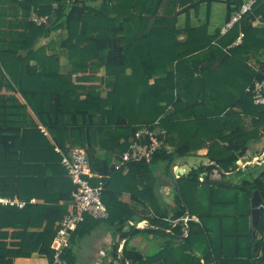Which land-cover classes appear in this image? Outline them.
Segmentation results:
<instances>
[{"label": "trees", "instance_id": "16d2710c", "mask_svg": "<svg viewBox=\"0 0 264 264\" xmlns=\"http://www.w3.org/2000/svg\"><path fill=\"white\" fill-rule=\"evenodd\" d=\"M214 1L0 0V196L25 202L0 204V264L35 254L54 264L51 243L75 189L56 147L72 145L87 149L99 175L91 182L103 184L106 221L126 239L121 252L114 241L105 264H264V170L228 177L264 138V105L250 90L264 78V0L226 33L208 29ZM221 1L226 22L246 3ZM204 3L207 20L179 28V16ZM33 10L53 15L50 24L37 25ZM60 29L67 31L59 45L68 72L60 71L53 40L37 46ZM142 127H159L164 146L150 161L116 168L113 157L120 160ZM202 149L211 163L179 177L173 207L163 206L161 174L173 179L172 160ZM256 190L262 204L254 228ZM144 219L149 226L136 227ZM101 221L86 214L71 242ZM156 224L168 238L155 253L129 244ZM62 257L76 264L69 246Z\"/></svg>", "mask_w": 264, "mask_h": 264}, {"label": "built area", "instance_id": "2783aa9c", "mask_svg": "<svg viewBox=\"0 0 264 264\" xmlns=\"http://www.w3.org/2000/svg\"><path fill=\"white\" fill-rule=\"evenodd\" d=\"M71 4L76 1L83 0H65ZM255 0L247 1L240 11L233 14L231 19L222 26V33H226L242 16L251 9ZM30 18L37 25L50 24L53 15L40 14L36 10L31 12ZM244 36L241 32L237 42H240ZM253 99L256 104L264 105V78L256 80L250 88ZM156 131L148 127L140 128L132 139L130 147L123 153L119 161H115L116 168L127 165L130 162L146 160L150 161L153 154L164 146L163 141L156 136ZM61 154V163L67 169L70 178L75 184L72 192L71 210L65 214L60 222L59 228L54 236L51 248L54 250V264H67L62 255L71 242L72 233L77 229L78 225L85 220L86 214H90L96 219H107L109 210L103 201V184L94 185L91 179L99 176L91 168V162L87 149L83 146H70L66 150L56 147ZM262 151V150H261ZM251 153V152H250ZM237 161L239 167L244 168L250 164H261L264 158V149L261 153L250 154ZM251 155V157H249ZM239 169V168H238ZM203 179V177H201ZM0 204L23 206L24 201L18 198H10L0 196ZM189 217H185L188 220Z\"/></svg>", "mask_w": 264, "mask_h": 264}, {"label": "crops", "instance_id": "0c3cea01", "mask_svg": "<svg viewBox=\"0 0 264 264\" xmlns=\"http://www.w3.org/2000/svg\"><path fill=\"white\" fill-rule=\"evenodd\" d=\"M217 1H219V0H217ZM215 2L216 1H214L211 5L210 21H209L208 29H209V26L211 25L212 20H213L212 7H213V4ZM204 4H206V3H204ZM204 4H202V5H204ZM198 11L199 10H194L196 16H198ZM182 15H180L179 18ZM184 15L186 17L184 25L186 24L187 21H190L191 24H193L191 19H190L192 16H190L188 14H184ZM201 15H202V13H201ZM207 17H208V8H207L206 13H205V17H204L205 20L204 21L207 20ZM199 18H201V17L199 16ZM225 22H226V15L223 17V21L221 23H219L218 25L213 27V29H211V30L209 29V31L213 32L216 28L222 27ZM200 23H202V22H199L197 24H200ZM259 23H260L259 21L256 22V24H259ZM193 25H196V24H193ZM251 63L255 64L256 60L255 59L251 60ZM258 143H260V144L264 143V138L261 139L260 141H256L251 146V149L249 151L250 152L253 151L254 153H255V151L256 152L261 151V149L258 148L259 147ZM202 150L207 151L206 149H202ZM202 150L198 151V153L202 154ZM98 155L104 156L105 150H102L100 147H98ZM115 161H116V159L113 157L112 163H115ZM240 169L241 168L239 167L238 170H240ZM126 170H127V168H126ZM258 174H259V172L255 171V174L253 176H256ZM160 177H161L160 181H162L161 187H160V192L163 196V206H166L169 208L173 207V205H174V203H173V198H174L173 183H174V181H172L173 179H171L169 177V175H166L165 173L161 174ZM124 199L128 200L129 195L126 194L124 196ZM34 201H38V200L34 199ZM68 207H69V209L71 208V201L68 202ZM142 208L143 207L140 206L139 210ZM184 219H185V217H184ZM193 219H195L196 221H199V218L197 216H193ZM100 220H102V221L91 232L85 234L83 237H78V238L74 239V241L70 243L69 247L71 249V252L73 253V255L76 258V264H105L108 252L111 250L112 245L114 244V241H117V240H120L119 252L122 251V248L124 246L126 239L125 238L121 239L119 234H117L115 236L113 228L109 226V223L106 221V219H100ZM251 225H253V227L255 228L253 216L251 217ZM148 226H149V222L147 219L141 220V221L136 223V227H138L140 229L147 228ZM153 228L157 230L160 228V225L156 224L155 226H153ZM127 229H128V226L125 227V230H127ZM164 231L167 234H170L171 229L165 228ZM254 231H256V230H253V232ZM253 237H254V235H253ZM167 238L168 237H166V235H164L159 230H157L155 232H150V233L145 232V231H141V232L137 233L135 236L129 238V244L144 254H151V253H155L157 250H159L163 246V244ZM81 256H84V259H86L84 262H82L80 260ZM15 264H49V261L47 258L40 257L38 254H35L31 258H18V259H16ZM158 264H163V263H158Z\"/></svg>", "mask_w": 264, "mask_h": 264}, {"label": "rangeland", "instance_id": "374dc122", "mask_svg": "<svg viewBox=\"0 0 264 264\" xmlns=\"http://www.w3.org/2000/svg\"><path fill=\"white\" fill-rule=\"evenodd\" d=\"M213 4L212 7V15H213V20L211 25L209 26V29H213V27H215L216 25H218L219 23H221L223 21V17L226 15V7L227 4L222 1H217ZM249 0H246V2ZM207 10V5L204 4L200 7L199 11H198V16H196L194 10H192L189 15L192 16L190 19L192 21L193 24H197L199 22H204L205 20V13ZM202 13V15H201ZM199 16L201 18H199ZM185 15L183 14L180 18H178L177 22H178V26L179 28H182L184 23H185ZM214 24V25H213ZM67 34V31L64 29H60L57 31H54L50 36H43L38 40L37 46H42V45H48L50 44V42H52L51 40H53L55 42V45H52V47H54L51 51H55L57 53L56 58L59 62V67H60V71L62 72H68L72 70V66H71V62L69 60L68 54L65 51V49H62V47H60V42L62 40L63 37H65ZM53 53V52H50ZM99 76H104V70L101 69V71L99 72ZM104 93L108 90V87L106 85H103L100 88ZM161 129L159 127H157V129L155 130L156 132L160 131ZM259 144V149H261L263 151L264 149V143ZM73 146V145H72ZM74 146H80V145H74ZM202 154H206V151L202 150ZM252 154V153H250ZM264 154V153H263ZM251 157V155L249 156ZM262 164H250L247 165L245 168L243 166H241V169L243 170H236L234 173H230L229 174V178L232 181H240L241 178L244 177H253V175L256 172H261L262 170H264V158L262 160ZM158 173V172H157ZM109 226L113 228V230L115 229L113 226H111V224L109 223ZM80 260L82 262H84L86 259H84V256H81Z\"/></svg>", "mask_w": 264, "mask_h": 264}, {"label": "water", "instance_id": "95a60500", "mask_svg": "<svg viewBox=\"0 0 264 264\" xmlns=\"http://www.w3.org/2000/svg\"><path fill=\"white\" fill-rule=\"evenodd\" d=\"M210 158L206 154H188L175 157L170 164V174L173 177L174 182H177L178 177L189 174L192 170L198 169L203 165L210 164ZM253 210L252 216L254 225L259 216L260 206L262 204V198L259 192L256 190L252 198ZM253 240H256V231L253 232ZM255 243L253 244V251L255 252Z\"/></svg>", "mask_w": 264, "mask_h": 264}]
</instances>
